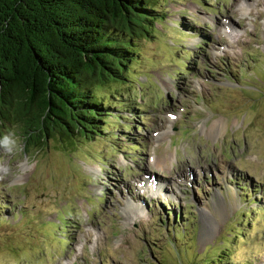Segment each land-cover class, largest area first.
Masks as SVG:
<instances>
[{
    "label": "rangeland",
    "instance_id": "rangeland-1",
    "mask_svg": "<svg viewBox=\"0 0 264 264\" xmlns=\"http://www.w3.org/2000/svg\"><path fill=\"white\" fill-rule=\"evenodd\" d=\"M160 5L102 137L0 124V264H264V0Z\"/></svg>",
    "mask_w": 264,
    "mask_h": 264
},
{
    "label": "trees",
    "instance_id": "trees-1",
    "mask_svg": "<svg viewBox=\"0 0 264 264\" xmlns=\"http://www.w3.org/2000/svg\"><path fill=\"white\" fill-rule=\"evenodd\" d=\"M162 1L0 0L1 126L39 150L51 138L102 137L117 97L98 88L135 83L132 64L165 19Z\"/></svg>",
    "mask_w": 264,
    "mask_h": 264
},
{
    "label": "clouds",
    "instance_id": "clouds-1",
    "mask_svg": "<svg viewBox=\"0 0 264 264\" xmlns=\"http://www.w3.org/2000/svg\"><path fill=\"white\" fill-rule=\"evenodd\" d=\"M8 143H9L8 138H4V140H3V144H4V145H8Z\"/></svg>",
    "mask_w": 264,
    "mask_h": 264
},
{
    "label": "bare ground",
    "instance_id": "bare-ground-1",
    "mask_svg": "<svg viewBox=\"0 0 264 264\" xmlns=\"http://www.w3.org/2000/svg\"><path fill=\"white\" fill-rule=\"evenodd\" d=\"M249 13H250V12H249ZM250 14H251V13H250ZM161 181H162V180H161ZM157 183H158V182H157ZM161 185H162V184H161ZM164 187H165V186L163 185V189H164Z\"/></svg>",
    "mask_w": 264,
    "mask_h": 264
}]
</instances>
